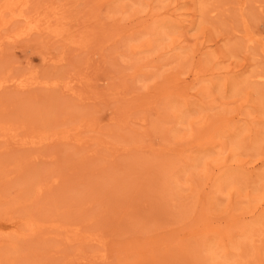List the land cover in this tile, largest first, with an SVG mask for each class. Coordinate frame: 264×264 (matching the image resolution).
<instances>
[{
  "label": "rangeland",
  "instance_id": "obj_1",
  "mask_svg": "<svg viewBox=\"0 0 264 264\" xmlns=\"http://www.w3.org/2000/svg\"><path fill=\"white\" fill-rule=\"evenodd\" d=\"M0 264H264V0H0Z\"/></svg>",
  "mask_w": 264,
  "mask_h": 264
}]
</instances>
